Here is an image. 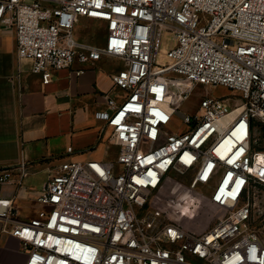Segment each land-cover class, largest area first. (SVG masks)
Instances as JSON below:
<instances>
[{
    "label": "built area",
    "instance_id": "2783aa9c",
    "mask_svg": "<svg viewBox=\"0 0 264 264\" xmlns=\"http://www.w3.org/2000/svg\"><path fill=\"white\" fill-rule=\"evenodd\" d=\"M82 17L103 23L101 40L80 39ZM0 28L45 83L75 62H124L95 113L115 157L51 167L26 220L2 187L27 165L0 168L2 231L24 264H264V0H0ZM198 85L233 93L198 91L183 109ZM182 184L223 211L203 232L180 221Z\"/></svg>",
    "mask_w": 264,
    "mask_h": 264
},
{
    "label": "crops",
    "instance_id": "0c3cea01",
    "mask_svg": "<svg viewBox=\"0 0 264 264\" xmlns=\"http://www.w3.org/2000/svg\"><path fill=\"white\" fill-rule=\"evenodd\" d=\"M123 66L114 56L85 66L75 62L45 83L28 61L18 58L14 30L0 28V168L27 165L21 182L2 187L3 197L14 200L13 219H29L43 207L38 198L51 167L69 159L115 157L116 144L99 142L105 122L95 113L106 108L103 94ZM82 67L85 71L76 73ZM2 226L0 219V264H24L27 251Z\"/></svg>",
    "mask_w": 264,
    "mask_h": 264
},
{
    "label": "rangeland",
    "instance_id": "374dc122",
    "mask_svg": "<svg viewBox=\"0 0 264 264\" xmlns=\"http://www.w3.org/2000/svg\"><path fill=\"white\" fill-rule=\"evenodd\" d=\"M76 34L80 37V39L90 41V42H97L101 40V37L103 36V31L101 29L100 24L98 21L93 19H87V18H80L79 22L77 23L75 27ZM170 34H165V43L161 48V55L159 57V61L166 60L163 57V54L168 46L167 41L170 39ZM199 87L195 91V93L182 104V108L187 111H193L194 107L199 102V95L196 93L198 91H205L207 89L209 93L212 95H226L233 93L232 90H230L227 87H223L221 85L219 86H207L205 85H198ZM179 116H182V112H177ZM170 130H175L178 126V122H175V124L169 125ZM179 180L182 181V183L187 182V178L185 176H179ZM171 183H167L165 186H163L162 189L159 190V192L156 194L155 199L159 201L161 204L165 205L166 200H164L165 197L170 193L171 187H174V185H178L177 182L174 180ZM187 199L185 200L183 207H181L179 214V218L181 217L180 221L191 228L192 230L196 232H203L207 228H209L216 220L217 218L223 213L222 210H220L216 205L211 203L206 198L199 195V193L194 192L187 188L184 184H182V187L180 189ZM154 199V200H155ZM164 200V201H162ZM182 204V202H181ZM188 208H193L192 210H188ZM178 219V218H177Z\"/></svg>",
    "mask_w": 264,
    "mask_h": 264
}]
</instances>
